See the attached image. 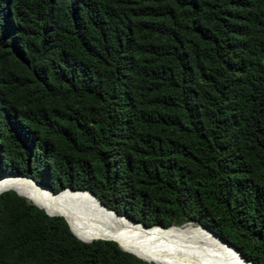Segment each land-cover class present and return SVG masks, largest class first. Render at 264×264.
Returning a JSON list of instances; mask_svg holds the SVG:
<instances>
[{
	"label": "trees",
	"instance_id": "16d2710c",
	"mask_svg": "<svg viewBox=\"0 0 264 264\" xmlns=\"http://www.w3.org/2000/svg\"><path fill=\"white\" fill-rule=\"evenodd\" d=\"M6 175L264 264V0H0ZM0 264L147 263L8 189Z\"/></svg>",
	"mask_w": 264,
	"mask_h": 264
},
{
	"label": "bare ground",
	"instance_id": "6f19581e",
	"mask_svg": "<svg viewBox=\"0 0 264 264\" xmlns=\"http://www.w3.org/2000/svg\"><path fill=\"white\" fill-rule=\"evenodd\" d=\"M14 190L48 214L62 216L79 239H113L119 247L154 264H249L198 225L147 228L99 205L84 191L51 194L23 177L0 178V191Z\"/></svg>",
	"mask_w": 264,
	"mask_h": 264
},
{
	"label": "water",
	"instance_id": "95a60500",
	"mask_svg": "<svg viewBox=\"0 0 264 264\" xmlns=\"http://www.w3.org/2000/svg\"><path fill=\"white\" fill-rule=\"evenodd\" d=\"M16 176H18V177H23V178H25V179H27V180H29V181H31L34 185H36L37 187H40V188H43V189H46V190H48L51 194H54L49 188H46V187H43V186H41V185H39V184H37L33 179H31L30 177H26V176H22V175H6V176H2V177H0V178H3V177H16ZM67 189V188H66ZM5 190H8V189H5ZM5 190H2V191H5ZM2 191H0V192H2ZM14 191V190H13ZM71 191H84V192H87V193H89L94 199H95V201L99 204V205H101L102 207H104V208H106V209H108V210H110V211H112L114 214H116L113 210H111V209H109V208H107V207H105L104 205H102L99 201H98V199L92 194V193H90L89 191H85V190H71ZM19 195V194H18ZM35 205V204H34ZM37 206V205H36ZM38 207V206H37ZM45 212V211H44ZM46 214H48L47 212H45ZM48 215H59V214H48ZM117 215V214H116ZM60 216V215H59ZM119 216H121V215H119ZM121 217H123V216H121ZM65 220V219H64ZM65 222H66V220H65ZM133 222H135V221H133ZM136 223H139V222H136ZM66 224H67V222H66ZM139 224H141V223H139ZM142 225V224H141ZM67 226H68V224H67ZM144 226V225H143ZM68 228H69V226H68ZM69 230H70V228H69ZM206 230V229H205ZM71 231V230H70ZM208 231V230H207ZM209 232V231H208ZM209 233H211V232H209ZM73 234V233H72ZM212 234V233H211ZM212 235H214V234H212ZM215 236V235H214ZM216 237V236H215ZM218 238V237H217ZM79 239V238H78ZM98 239H107V240H113V239H109V238H98ZM220 241H222L220 238H218ZM81 240V239H80ZM82 241H84V240H82ZM89 241H91V240H89ZM89 241H84V242H89ZM114 241V240H113ZM223 243H225L226 245H228L229 247H231V249L232 250H234L237 254H238V256L241 258V259H243L245 262H247V263H249V264H252L250 261H248V260H246L245 258H243L237 251H236V249L234 248V247H232L229 243H227V242H224V241H222ZM118 245V244H117Z\"/></svg>",
	"mask_w": 264,
	"mask_h": 264
},
{
	"label": "rangeland",
	"instance_id": "374dc122",
	"mask_svg": "<svg viewBox=\"0 0 264 264\" xmlns=\"http://www.w3.org/2000/svg\"><path fill=\"white\" fill-rule=\"evenodd\" d=\"M185 224H191V225H193V226H195V224H193V223H183V224H181V225H179V226H183V225H185ZM135 256V255H134ZM137 257V256H136ZM138 258V257H137ZM139 259H141V260H143L144 262H146L147 264H154V263H152L150 260H148V259H145V258H139Z\"/></svg>",
	"mask_w": 264,
	"mask_h": 264
}]
</instances>
